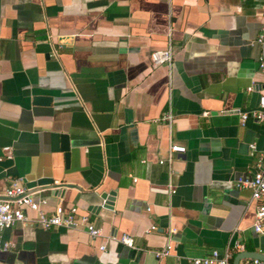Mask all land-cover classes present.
Listing matches in <instances>:
<instances>
[{
	"label": "crops",
	"instance_id": "obj_1",
	"mask_svg": "<svg viewBox=\"0 0 264 264\" xmlns=\"http://www.w3.org/2000/svg\"><path fill=\"white\" fill-rule=\"evenodd\" d=\"M263 19L264 0H0V154L10 147L12 162L0 198L19 178L47 214L72 206L101 232L16 223L0 232L14 245L0 264H189L232 249L231 264L235 245L264 254L257 203L235 187L264 163V120L241 126L232 112L257 103L246 89L264 81ZM166 48L171 62L151 68L150 53ZM171 145L185 152L168 162ZM100 192L113 206L95 215Z\"/></svg>",
	"mask_w": 264,
	"mask_h": 264
},
{
	"label": "built area",
	"instance_id": "obj_2",
	"mask_svg": "<svg viewBox=\"0 0 264 264\" xmlns=\"http://www.w3.org/2000/svg\"><path fill=\"white\" fill-rule=\"evenodd\" d=\"M254 43L259 48L257 70L264 77V19ZM149 61L151 68L168 65L171 62V52L168 48L155 50L150 53ZM246 92L256 93L258 99L255 107L249 111H232L239 115V124L241 126L244 125L248 118L252 119L255 123H260L264 120V81L257 89L254 88L253 84L250 85L246 89ZM206 115L207 113H202L201 116L205 117ZM171 119V115L167 114L161 120L169 124ZM253 147V145L249 146L250 149H253ZM184 152L185 149L183 147L171 145L168 149L167 161L170 162L171 154L181 155ZM10 159V147L1 148L0 161ZM162 162L159 163L162 164ZM235 187L237 189L249 190L251 200L257 203L255 206L252 230L259 236L264 247V205L261 202L264 199V163H261L259 159L257 169L253 175L249 178H238L235 181ZM37 192L36 189L24 188L22 180L19 178H7V187L2 194L3 199L0 198V232L19 223L23 226L38 227L44 231L59 227L67 229L82 228L91 240L101 236L100 229L94 225L89 216L79 214L75 207L71 206L64 209L60 204H57L47 214L44 211V207L47 205V199L45 197H36ZM25 211L31 212L35 216L30 218ZM150 230H154V228L150 227ZM116 241L127 248H133L132 239L128 235L122 234ZM234 248L237 252L242 251L240 245H235ZM13 249V243L0 238V252H9ZM99 250L103 251L104 247H99ZM168 255V245L153 252L156 260H160ZM231 257L232 249H225L221 255L216 251H212L206 257L190 259L189 264H229ZM238 264H264V262L257 259H241Z\"/></svg>",
	"mask_w": 264,
	"mask_h": 264
},
{
	"label": "water",
	"instance_id": "obj_3",
	"mask_svg": "<svg viewBox=\"0 0 264 264\" xmlns=\"http://www.w3.org/2000/svg\"><path fill=\"white\" fill-rule=\"evenodd\" d=\"M50 102H51V98L49 97L35 96L32 98V104L37 106L38 105L47 106ZM60 142H61L60 151L64 154L65 165H67L69 159V144H68L67 136L61 135ZM11 164H12L11 159L0 161V168H7ZM55 189H56L55 186H50L46 188V190L55 192V194H57L58 191ZM97 199L99 200V202L89 207L90 212L92 214L96 215L100 210H109V211L112 210L114 193L112 192L97 193ZM241 259H257L264 262V254L242 251L234 256L231 264H238Z\"/></svg>",
	"mask_w": 264,
	"mask_h": 264
}]
</instances>
